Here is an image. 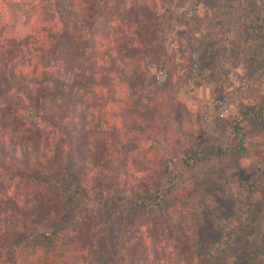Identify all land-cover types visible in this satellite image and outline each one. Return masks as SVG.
I'll return each mask as SVG.
<instances>
[{"label": "trees", "instance_id": "obj_1", "mask_svg": "<svg viewBox=\"0 0 264 264\" xmlns=\"http://www.w3.org/2000/svg\"><path fill=\"white\" fill-rule=\"evenodd\" d=\"M39 1L0 0V264H264V0H226L164 84L171 0ZM202 75L207 117L176 94Z\"/></svg>", "mask_w": 264, "mask_h": 264}, {"label": "rangeland", "instance_id": "obj_2", "mask_svg": "<svg viewBox=\"0 0 264 264\" xmlns=\"http://www.w3.org/2000/svg\"><path fill=\"white\" fill-rule=\"evenodd\" d=\"M34 3L40 10L43 9V4L41 9L39 0H35ZM226 8V0H171L169 5L170 26L167 31V40L164 47L162 62L157 64L151 70V74L154 76L157 82L164 84L163 68L165 65L177 64V66L180 68L185 64V57L182 53H180L183 44L182 41L185 36L191 33L196 34L205 28L209 21L216 19L219 14L226 10ZM60 52L62 55L70 54L73 57L77 55L86 57L89 56L90 52L92 51L90 46L87 44L82 45L81 43H75L69 39H66L62 43ZM91 59L92 58L90 57L88 60L91 61ZM236 74H238V69L233 70L232 75L229 76L230 79L226 80L231 84L236 82V79L239 75ZM176 94L183 102H185L186 107L190 111H195L198 108H201L204 111V117H207L209 114V110L211 109H209V105L218 102V98L214 96L211 86L205 79V75L187 79ZM225 98L227 99L228 97L225 95ZM101 113L98 114V118ZM89 141L91 142V146L88 148V156L91 161H97L99 158L98 147L100 146V143L91 135H89ZM261 148H264V144H262ZM136 163H140V160L138 159ZM136 222L137 224H140L138 219H136ZM130 231H132L133 237H137L139 240H141L142 234L148 236L145 228H140L139 230L132 228ZM132 242L134 243V239H132ZM149 243H151V249L154 243L150 239ZM136 246L137 245H135L134 248ZM169 252L170 250L165 248L163 251L158 250L155 254L160 256V261L168 263L170 258V254H168ZM140 253L141 251L139 250L138 246V251L136 254L140 255ZM168 256L169 258L167 259ZM27 259L29 260V258ZM137 259H139V257H137ZM140 259L146 264H149L154 260L151 252L147 257L143 256ZM24 262H27V260H21L19 264H24Z\"/></svg>", "mask_w": 264, "mask_h": 264}]
</instances>
